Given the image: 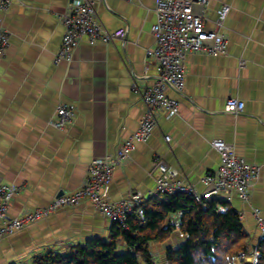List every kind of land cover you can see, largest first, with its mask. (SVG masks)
Segmentation results:
<instances>
[{
    "label": "crops",
    "instance_id": "obj_1",
    "mask_svg": "<svg viewBox=\"0 0 264 264\" xmlns=\"http://www.w3.org/2000/svg\"><path fill=\"white\" fill-rule=\"evenodd\" d=\"M86 1L93 3L102 27L109 32L125 29L126 37L109 44L84 40L72 59L60 64L55 63L65 32L60 17L71 0H12L9 10L0 13V29L10 36L6 54L0 56V183L20 188L10 218L81 188L89 164L114 154L146 114L133 86L151 85L156 75L155 62L147 56L155 46L156 0ZM222 6H229L230 12L217 27ZM196 10L209 30L226 36L227 53L187 55L186 92L178 96L168 91L180 102L178 115L157 113L149 141L138 143L116 167L102 195L111 202L131 200L133 195L150 200L157 187V159L169 165L176 179L202 192L203 179L220 165L212 144L221 140L260 168L250 202L236 194L229 202L242 213L256 246L261 235L254 209L264 218V0H209ZM230 98L244 102L242 114L225 111ZM60 104L76 109L73 124L64 131L51 125ZM180 219L174 214L166 223L179 225ZM112 225L84 201L2 239L0 264H33L50 251L66 254L94 238L109 240ZM185 241L186 236L175 231L169 243L160 245L157 257L165 262L166 250ZM119 249L128 251L122 242ZM254 262L251 256L246 264Z\"/></svg>",
    "mask_w": 264,
    "mask_h": 264
},
{
    "label": "built area",
    "instance_id": "obj_2",
    "mask_svg": "<svg viewBox=\"0 0 264 264\" xmlns=\"http://www.w3.org/2000/svg\"><path fill=\"white\" fill-rule=\"evenodd\" d=\"M131 1V0H127ZM209 0H156L155 13L157 21L152 28L155 46L147 51V56L155 62L156 75L151 85L133 86V92L146 109V114L140 122L138 130L112 155L94 159L88 168V174L83 186L72 194H64L55 198L48 206L24 212L18 217L8 215L12 200L20 191L14 184L0 183V241L11 237L17 232L29 228L35 223L45 220L59 211L76 208L84 201L89 202L102 217L126 228L128 216L137 210L141 220H144V201L138 195L131 200L111 202L102 195V190L113 180L116 167L127 160L136 149L138 143H146L157 127V113L169 117L178 115L180 102L170 97L168 91L178 96L184 95L186 84V57L192 53L223 55L227 53V38L218 30H209L204 21V15L197 8L204 9ZM12 0H0V13L9 10ZM230 12L229 6H222L218 11L217 27H222ZM65 28L62 45L55 58V63L70 61L73 53L82 41L90 45L97 43L109 44L126 37V30L107 31L100 24L93 3L86 0H71L66 12L60 17ZM10 43L9 33L0 29V56L6 54ZM245 104L237 98L226 102L225 111L234 116L244 112ZM76 117V109L72 105L60 104L51 120V125L64 131L69 128ZM170 142V137L165 138ZM220 155L218 169L203 179L205 189L199 192L193 185L176 179V174L169 165L161 160L155 161L156 191L151 198L187 195L196 203L218 200L231 202L236 194L244 203L251 200V191L260 178V168L248 163L236 155L235 149L221 140L212 144ZM242 217V213H238ZM253 216L257 228L264 240V218L261 211L254 209ZM256 256V255H255Z\"/></svg>",
    "mask_w": 264,
    "mask_h": 264
},
{
    "label": "trees",
    "instance_id": "obj_3",
    "mask_svg": "<svg viewBox=\"0 0 264 264\" xmlns=\"http://www.w3.org/2000/svg\"><path fill=\"white\" fill-rule=\"evenodd\" d=\"M144 220L135 209L128 216L126 228L113 224L109 240L94 238L77 245L66 254L50 251L37 257L33 264H154L150 244L163 243L178 230L186 236L184 244L168 248L166 264H234L245 260L252 251L251 236L233 207L224 201L202 204L182 194L151 198L144 202ZM180 214L179 225L167 219ZM119 242L128 248L119 249ZM256 248L253 264H264V240Z\"/></svg>",
    "mask_w": 264,
    "mask_h": 264
},
{
    "label": "rangeland",
    "instance_id": "obj_4",
    "mask_svg": "<svg viewBox=\"0 0 264 264\" xmlns=\"http://www.w3.org/2000/svg\"><path fill=\"white\" fill-rule=\"evenodd\" d=\"M176 231H178V230H176ZM175 232V231H174ZM173 232V233H174ZM179 232V231H178ZM172 233V234H173ZM180 233V232H179ZM172 238V235L170 236V238L167 240V241H165V242H163V243H159V242H153V243H151L150 244V253H151V255L152 254H155L154 256L152 255V257H153V259H154V264H166V261L164 262L161 258H159V257H157V255H156V253L158 252V250H160V245H164L165 243H169L170 242V239ZM169 241V242H168ZM253 243L254 242H252L251 241V244H252V246H253V248H252V251H251V253H250V255L249 256H247L246 258H245V260H241V259H236L235 261H234V264H246V261H247V258L248 257H255V260H256V248H255V246L253 245ZM142 264H144V263H142Z\"/></svg>",
    "mask_w": 264,
    "mask_h": 264
}]
</instances>
